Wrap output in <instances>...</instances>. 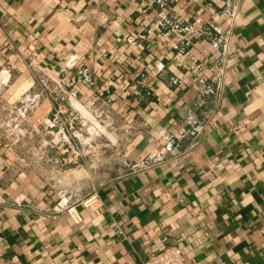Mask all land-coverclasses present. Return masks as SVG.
Wrapping results in <instances>:
<instances>
[{"label": "crops", "instance_id": "0c3cea01", "mask_svg": "<svg viewBox=\"0 0 264 264\" xmlns=\"http://www.w3.org/2000/svg\"><path fill=\"white\" fill-rule=\"evenodd\" d=\"M56 107L65 166L32 156ZM172 244L264 264V0H0V264Z\"/></svg>", "mask_w": 264, "mask_h": 264}, {"label": "built area", "instance_id": "2783aa9c", "mask_svg": "<svg viewBox=\"0 0 264 264\" xmlns=\"http://www.w3.org/2000/svg\"><path fill=\"white\" fill-rule=\"evenodd\" d=\"M75 120L74 115L70 113L68 120L62 117V108L56 107L53 110L51 123L56 127V130L49 131L53 135L52 138L45 144H40L32 156L38 160L46 159L48 153L53 152L54 158L52 159L55 165H68L69 163H75L76 159L82 157L81 152L75 146L73 141L74 137L71 133V124ZM70 129V130H68ZM57 143L64 144L65 147L57 149ZM97 201L95 195L89 197L83 203L85 205H91ZM139 264H188L185 257L177 245H168L163 249L148 255Z\"/></svg>", "mask_w": 264, "mask_h": 264}]
</instances>
